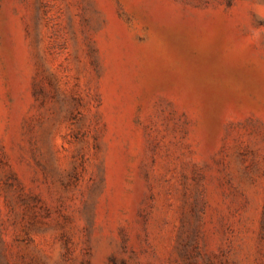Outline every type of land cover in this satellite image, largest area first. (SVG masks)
I'll return each mask as SVG.
<instances>
[{
    "label": "rangeland",
    "instance_id": "rangeland-1",
    "mask_svg": "<svg viewBox=\"0 0 264 264\" xmlns=\"http://www.w3.org/2000/svg\"><path fill=\"white\" fill-rule=\"evenodd\" d=\"M0 264H264V0H0Z\"/></svg>",
    "mask_w": 264,
    "mask_h": 264
}]
</instances>
